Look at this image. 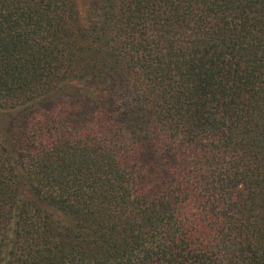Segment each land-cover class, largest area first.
Wrapping results in <instances>:
<instances>
[{"label": "trees", "instance_id": "16d2710c", "mask_svg": "<svg viewBox=\"0 0 264 264\" xmlns=\"http://www.w3.org/2000/svg\"><path fill=\"white\" fill-rule=\"evenodd\" d=\"M0 264H264V0H0Z\"/></svg>", "mask_w": 264, "mask_h": 264}, {"label": "rangeland", "instance_id": "374dc122", "mask_svg": "<svg viewBox=\"0 0 264 264\" xmlns=\"http://www.w3.org/2000/svg\"><path fill=\"white\" fill-rule=\"evenodd\" d=\"M88 0H76V3L78 4V7L81 11L85 8L87 5ZM7 116L0 112V135H4V128L7 126Z\"/></svg>", "mask_w": 264, "mask_h": 264}]
</instances>
